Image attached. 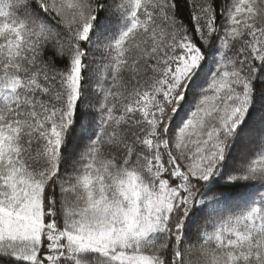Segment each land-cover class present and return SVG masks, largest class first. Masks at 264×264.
<instances>
[{
  "label": "snow or ice",
  "instance_id": "obj_1",
  "mask_svg": "<svg viewBox=\"0 0 264 264\" xmlns=\"http://www.w3.org/2000/svg\"><path fill=\"white\" fill-rule=\"evenodd\" d=\"M0 264H264V0H0Z\"/></svg>",
  "mask_w": 264,
  "mask_h": 264
}]
</instances>
